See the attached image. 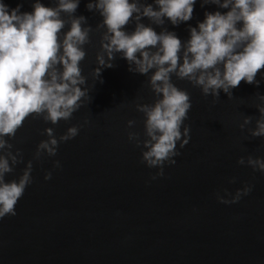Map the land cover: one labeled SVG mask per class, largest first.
Wrapping results in <instances>:
<instances>
[{"label":"water","instance_id":"1","mask_svg":"<svg viewBox=\"0 0 264 264\" xmlns=\"http://www.w3.org/2000/svg\"><path fill=\"white\" fill-rule=\"evenodd\" d=\"M40 2L55 5V0ZM142 2L157 7L154 0ZM0 3L31 12L34 0ZM87 3L80 0L74 15H83L95 29L103 17L89 11ZM206 11L227 9L202 7L196 0L192 19L178 26L167 18L162 26L146 17L141 22L157 33L173 31L184 42L189 26L203 21ZM134 28L135 21L124 30ZM102 31L91 34L80 64L91 102L85 100L71 120L57 125L29 117L11 141L27 161L39 141L47 139L45 127H54L58 137L67 127L89 121L78 136L59 145L55 157L33 160V183L18 201L17 214L0 219V264H264V173L236 162L249 154L264 159V138L244 140L247 132L237 127L242 114L259 115L253 105L259 103L256 93L264 95V69L257 74L258 86L241 81L232 89L233 99L221 90L217 103L173 76V83L191 97L185 121L191 138L179 149L176 164L165 165V175L151 180L156 169L140 162V148L127 138L129 130L143 133V115L135 103L154 99L148 76L129 72L127 61L117 54L114 67L102 69L103 83L94 80L91 71L97 67ZM129 119L136 121L133 129L127 127ZM53 160L61 167L54 168ZM23 167L17 165L6 179L17 178ZM46 171L52 172L49 180L44 179ZM230 177L236 182L228 183ZM244 183L254 187L238 203L217 201V191L234 193Z\"/></svg>","mask_w":264,"mask_h":264},{"label":"clouds","instance_id":"2","mask_svg":"<svg viewBox=\"0 0 264 264\" xmlns=\"http://www.w3.org/2000/svg\"><path fill=\"white\" fill-rule=\"evenodd\" d=\"M79 2L55 0V5L48 7L34 0L31 12H21L20 5L9 9L0 3V219L17 214L18 201L33 183V160L55 157L59 145L74 139L89 123L85 119L84 124L71 125L58 137L54 127H45L42 135L47 139L39 141L27 161L23 151L11 142L29 117L57 125L71 120L85 100L91 102L80 64L94 31L103 28L95 57L97 67L91 71L94 80L103 83L102 69L114 67L117 54L127 61L129 72L148 76L154 99L135 103L136 111L143 115V133L129 130L127 138L140 148V162L156 169L150 174L151 180L165 175V165L176 164L179 149L191 138V127L185 124L192 108L191 97L173 83V76L199 87L203 96L213 97V103L219 102L221 90L233 99L232 89L241 81L260 83L256 77L264 69V0H201L202 7L212 4L227 11H206L203 21L189 26L190 37L184 42L173 31L157 33L141 19L146 17L162 26L167 18L178 26L192 19L196 0H154L156 8L142 0H88L86 8L103 17L95 29L83 15H74ZM133 21L134 30L125 31ZM66 25L68 30L63 31ZM255 96L259 103L253 107L259 115L242 114L237 125L242 133L247 132L244 140L264 138V95ZM126 124L133 129L136 121L129 119ZM236 162L264 173V159L259 156H239ZM21 163L20 175L6 179ZM52 163L54 168L61 167L59 160ZM51 177L52 172L46 171L44 179ZM235 182L236 177L228 179V183ZM253 187L244 183L234 193L224 188L223 195L216 192V199L222 204H236Z\"/></svg>","mask_w":264,"mask_h":264}]
</instances>
